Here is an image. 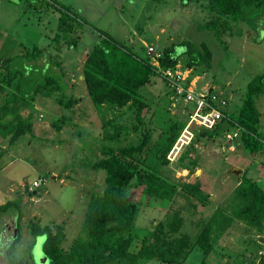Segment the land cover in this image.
Returning <instances> with one entry per match:
<instances>
[{"label": "trees", "instance_id": "16d2710c", "mask_svg": "<svg viewBox=\"0 0 264 264\" xmlns=\"http://www.w3.org/2000/svg\"><path fill=\"white\" fill-rule=\"evenodd\" d=\"M25 1L29 8L51 13L56 26L50 39L60 42L62 38L65 45L58 43L53 50L58 54L54 56L45 55L46 47L26 48L20 56L25 62L18 67L13 64L12 57L0 56V141L12 145L23 136L34 135L32 114L38 112L34 104L38 97H50L61 105L56 118L51 120L56 131L62 132L65 126H72L75 122L71 113H75L74 107L81 103L84 93L75 94L76 82L69 73L80 80L78 86L82 92L85 88L102 122L98 144L101 155L89 166L103 171L104 186L101 191L95 190L89 195L79 234L65 246L63 224L41 226L33 220L27 224L34 238L44 236L42 249L47 257L44 264H141L149 260L162 264H264V253L257 255L260 248L250 253L246 245L233 255L219 242L234 222L243 224L248 233L255 234L248 244L254 241L259 244L264 238L263 184L243 171L226 200L206 218L201 214L196 218V203L205 206L210 198L203 181L200 176L187 182L174 175L176 169H186L190 174L199 167L195 148L199 140L212 139L232 129H237L240 148L249 154H264L260 113L255 104L264 91V74L251 77L242 92L234 90L233 102L238 103L227 104L222 110L224 117L211 129L193 128V141L173 162L168 154L187 117L180 118L178 112L171 113L166 108L175 118L160 120L156 117L157 102L149 105L140 89L151 83L153 77H160L168 89L169 104L172 103L175 92L162 71H174L181 63V70L190 69L184 80L187 83L193 75H198L196 69L205 71L210 66L212 50L204 43L194 47L183 38L156 49L152 56L143 44L138 52L132 45L119 43L107 32L88 25L77 12L57 0ZM183 1L205 14L203 28L212 29L217 37L241 35L245 25L255 30L259 26L257 19L264 14V0ZM84 26L97 32L98 41L84 50L83 58L71 55L69 63L60 56L62 46L65 51L74 49L82 33L79 28ZM176 45H182L183 49L177 52ZM181 101L188 113L192 102ZM107 110L112 118H106ZM126 111L132 117L128 124L115 119L116 112ZM39 115L44 117L41 112ZM38 179L41 182L37 188L46 182V178L40 176L32 181ZM25 191L29 195L36 193L28 186ZM179 196L185 199L186 213L184 205L174 207ZM20 205V199L1 202L0 216L14 214ZM149 208L164 210L162 217L155 221L144 217ZM190 212H194V217L187 214ZM21 216V212H17L18 222ZM6 225L5 220H0V242L5 244L2 254L5 252L8 263L34 264L33 260L29 261L32 259L31 246L22 255L17 252L20 226L13 221L12 230H8L10 225L8 228ZM136 240L139 245L134 248Z\"/></svg>", "mask_w": 264, "mask_h": 264}, {"label": "rangeland", "instance_id": "374dc122", "mask_svg": "<svg viewBox=\"0 0 264 264\" xmlns=\"http://www.w3.org/2000/svg\"><path fill=\"white\" fill-rule=\"evenodd\" d=\"M57 1L68 5L88 25L107 32L119 43L132 45L138 52L139 46L143 44L147 52L154 56L156 49L160 50L171 41L177 43L183 38L194 47L204 43L213 53L210 66L205 71L196 69L198 75H193L190 83H194L192 87H197V91L206 85L223 89L229 99L228 104L232 101L230 106L235 104L234 90L239 89L242 92L251 77L264 74V14L256 21L259 25L257 29H250L245 25L241 35L235 34L229 38L227 35L217 37L212 29L203 28L205 14L183 0ZM53 19L55 18L48 10L29 8L25 0H0V56L12 57L13 64L18 67L25 62L20 56L24 54L26 48H32L33 45L46 47L45 55L58 54L53 50L58 43L61 45L65 43L62 38L60 42L50 39L56 26ZM79 29L82 33L75 48L65 51V46H62L64 49L60 56L69 63L68 60H72L71 55H76L77 58L81 55L83 58L84 50L89 49L99 38L96 31L86 26ZM150 47L152 50H149ZM182 49V45L175 46L177 52ZM77 63L79 67V62ZM180 66L181 63L176 65V71L182 72L183 77L189 75L190 69L180 70ZM69 75L76 82L75 94L81 96L84 93L81 96V103L74 107L75 113H71L75 122L74 130L72 125L65 126L62 132L56 131L51 125V120L56 118V111L61 105L50 97H38L34 102L37 108L35 111L38 112L32 114L34 135L23 136L12 145L0 141V203L7 199H20L21 205L17 212L22 214L20 222L17 212L14 213L15 216L10 213L1 214L0 220L7 222V228L10 225L8 230H12L13 221L20 226L17 252L22 255L31 246L32 259L29 261L33 260L34 264H44L47 257L42 249L44 236L34 238L27 225L30 220L41 226L63 224L66 235L63 245H70L80 232L89 195L95 190L101 191L104 186L103 171H95L89 166L98 155H101L98 144L99 137L102 136V122L85 88L83 87L82 92L78 86L80 80L72 73ZM167 91L164 80L157 76L140 89L149 105H155L157 102L156 117L160 120L175 118L166 108L170 109L171 113L178 112L180 118H186L187 110L183 108L181 99L173 100L169 104ZM255 104L260 113V134L264 139V91L256 99ZM40 112L44 117L39 115ZM119 114L116 112V117L112 114L119 122L128 124L132 119L127 111ZM110 117L111 112L107 110L106 118ZM68 130L73 131L68 133ZM234 131L235 129L230 132ZM226 136L223 133L212 139L199 140L195 147L198 151L199 167L190 174L186 170L177 169L174 173L176 177L187 182H193L200 176L205 192L209 193L210 198L205 206L196 203V218L200 214L206 218L217 205L226 200L241 175V171L238 174L231 172L234 166L264 185V158L252 156L240 148L237 139L229 140ZM229 143L233 144V150L228 148ZM38 176L46 178V182L35 189L36 193L29 195L22 187L23 182L27 180L29 184L24 186L29 187L32 180ZM183 205L186 213L185 199L177 197L174 207ZM156 209H147V216L144 217L153 221L161 218L164 210L159 212V209ZM187 214L194 217V212ZM252 234L254 233L246 231L243 224L234 222L219 242L233 255L246 245L250 253H256L259 248L264 252V238L259 244L255 241L247 243L250 237L255 238V234L254 236ZM138 245L139 242L136 240L134 248ZM2 247H5V244L0 242V264H9L5 252L2 254ZM257 255L259 257V253ZM141 264L162 263L149 260Z\"/></svg>", "mask_w": 264, "mask_h": 264}, {"label": "built area", "instance_id": "2783aa9c", "mask_svg": "<svg viewBox=\"0 0 264 264\" xmlns=\"http://www.w3.org/2000/svg\"><path fill=\"white\" fill-rule=\"evenodd\" d=\"M149 50H152V47H150ZM153 63L158 65L155 59H153ZM162 75L163 77L167 78L169 81L168 83L174 89L175 94L172 96L174 101L184 99L185 101H190L195 104V109L189 113L185 126L183 127L181 133L177 137L172 149L169 152L168 157L172 160L177 157L179 150L184 148L194 137L192 128H212L215 123L222 118L223 113L218 108V105H214V103L211 102L218 101L221 104H224L225 101L222 97H220L219 92L212 94H207L206 92H197L195 88L192 87L194 86V83H190L191 80L188 83L184 82L188 75L183 77L182 72L165 69L162 71ZM185 84H187L186 87ZM235 135L236 133H233L232 136ZM227 136L228 139L232 138L230 135ZM40 182L41 179L34 180L31 187L34 188L39 186Z\"/></svg>", "mask_w": 264, "mask_h": 264}, {"label": "clouds", "instance_id": "9594fccd", "mask_svg": "<svg viewBox=\"0 0 264 264\" xmlns=\"http://www.w3.org/2000/svg\"><path fill=\"white\" fill-rule=\"evenodd\" d=\"M181 70V69H180ZM183 70H185V69H183ZM189 76V75H188ZM187 76V77H188ZM193 78V77H192ZM192 78L190 79V80H192ZM189 80V81H190ZM188 81V82H189ZM187 82V83H188ZM195 90L197 91V87L195 88ZM197 92H206L207 94H212V93H216V92H219L220 93V97H222L223 99H224V101H225V103L224 104H221L220 102H218V101H212L211 103H214V105H218V108L220 109V111L223 113V116H222V118L224 117V112L222 111L223 110V108H225L226 106H227V104H228V98H227V96H226V94H225V91L223 90V89H220V88H216V87H213V86H210V85H206V86H204L203 88H202V90H198ZM195 109V104L194 103H192L191 104V108H190V110H189V112L187 113V120H188V116H189V113H191L193 110ZM221 118V119H222ZM221 119L218 121V122H220L221 121ZM187 120H186V122H187ZM218 122H216V123H218ZM215 123V124H216ZM185 126V125H184ZM183 126V127H184ZM194 128H196V127H194ZM183 129V128H182ZM182 129H181V131H182ZM211 129V128H210ZM233 130V129H232ZM181 131H180V133H181ZM192 131L194 132V130H193V128H192ZM179 133V134H180ZM233 133H236V135H237V129H235V131L233 132ZM233 133H231L230 131L228 132V133H225V136L226 135H230V136H232L233 135ZM232 136V138L231 139H229V140H233L234 138L236 139V137L237 136ZM179 136V135H178ZM194 137H195V133H194ZM194 137L192 138V140L189 142V143H191L192 141H193V139H194ZM227 138H228V136H226ZM189 143L185 146V147H187L188 145H189ZM184 147V148H185ZM229 147H231L232 149H234V147H233V144L232 143H229ZM183 148V149H184ZM182 149V150H183ZM169 155V154H168ZM180 155V154H179ZM178 155V156H179ZM178 156L176 157V158H174V159H170L171 161H173V160H176L177 158H178ZM177 170H186V169H177ZM187 171V170H186ZM238 174V173H237ZM33 182V181H32ZM30 185H32V183L30 184ZM38 187V186H37ZM37 187H31V186H29V189H32V190H34V189H36ZM263 239V238H262ZM261 239V240H262ZM258 253H259V255H262L264 252L263 251H258Z\"/></svg>", "mask_w": 264, "mask_h": 264}, {"label": "crops", "instance_id": "0c3cea01", "mask_svg": "<svg viewBox=\"0 0 264 264\" xmlns=\"http://www.w3.org/2000/svg\"><path fill=\"white\" fill-rule=\"evenodd\" d=\"M228 148H229L230 150H233V149H232L231 147H229V146H228ZM252 156H254V157H255V156H258V157H260V159H263V158H264V154H260V153H259V155H253V154H252ZM245 163H247V162H245ZM232 165H233V164H232ZM233 166H234V165H233ZM234 167H236V166H234ZM236 168H238V169L241 171V173L243 172V170L240 169L239 167H236ZM54 177H55V176H54ZM36 178H37V177H36ZM34 179H35V178H34ZM239 180H240V179H239ZM27 183H28L27 180H24V182H23V186H22V187L25 188L24 185H26ZM21 184H22V183H21Z\"/></svg>", "mask_w": 264, "mask_h": 264}, {"label": "water", "instance_id": "95a60500", "mask_svg": "<svg viewBox=\"0 0 264 264\" xmlns=\"http://www.w3.org/2000/svg\"><path fill=\"white\" fill-rule=\"evenodd\" d=\"M231 172H233V173H239L240 170L238 168H236V167H232ZM262 241H263V239H262Z\"/></svg>", "mask_w": 264, "mask_h": 264}]
</instances>
